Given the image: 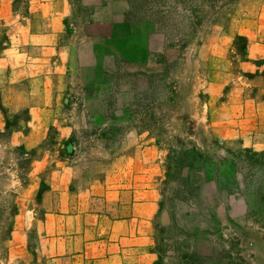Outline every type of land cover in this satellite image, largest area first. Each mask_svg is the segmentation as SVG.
<instances>
[{
	"label": "rangeland",
	"instance_id": "obj_1",
	"mask_svg": "<svg viewBox=\"0 0 264 264\" xmlns=\"http://www.w3.org/2000/svg\"><path fill=\"white\" fill-rule=\"evenodd\" d=\"M68 2L65 103L79 113L65 115L61 155L93 173L141 162L156 205L150 264H264V150L224 127L264 94V0ZM19 168L16 193L0 195V264L37 261L11 250L16 213L42 202V180L24 194ZM39 219L28 211L25 229Z\"/></svg>",
	"mask_w": 264,
	"mask_h": 264
},
{
	"label": "crops",
	"instance_id": "obj_2",
	"mask_svg": "<svg viewBox=\"0 0 264 264\" xmlns=\"http://www.w3.org/2000/svg\"><path fill=\"white\" fill-rule=\"evenodd\" d=\"M23 2L20 9L19 0H0V195L16 193L24 163L23 193L34 194L42 180V202L16 213L11 250L20 248L22 259L36 264L153 263L147 228L156 205L139 182L146 176L138 169L141 162L122 157L93 173L75 170L61 155L65 132L72 129L65 115L79 113L65 103L74 80L73 37L65 25L69 2ZM243 113L224 127L264 150V94L247 99ZM47 196L56 200L47 203ZM28 211H40L31 231L25 229Z\"/></svg>",
	"mask_w": 264,
	"mask_h": 264
}]
</instances>
